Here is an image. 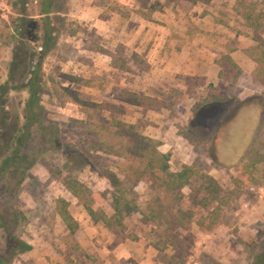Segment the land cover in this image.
Returning a JSON list of instances; mask_svg holds the SVG:
<instances>
[{
	"label": "rangeland",
	"instance_id": "obj_1",
	"mask_svg": "<svg viewBox=\"0 0 264 264\" xmlns=\"http://www.w3.org/2000/svg\"><path fill=\"white\" fill-rule=\"evenodd\" d=\"M136 1L146 17L153 9L173 8L172 42L195 49L188 56L193 64L185 67L186 73L160 79L141 55L133 58L139 65L132 66L130 51H125L120 38L98 35L68 14L67 29L43 63L47 81L43 104L67 141L80 138L88 127L84 123L99 124L98 117L111 125L134 124L160 142L171 171L193 165L195 176L182 189L183 198L169 204L149 183H128L127 196L137 202L140 212L126 218L124 230L112 231L91 220L82 202L65 188L59 160L48 156L31 168L14 200L0 189V207L12 206L24 214L17 233L32 245L10 264H247L257 234L264 235V61H255L264 49V0ZM28 5L37 13L36 1ZM247 16L257 23L249 25ZM15 17L14 0H0V83L6 80L9 26ZM158 17L165 20L167 14ZM80 31L83 35H72ZM103 46L116 56L123 49L124 68L112 61L111 67L95 65L90 49ZM22 98L17 95L16 103ZM242 103L246 106L233 124L245 126L254 118L257 103L261 109L243 155L232 162V152L238 151L247 134L243 130L242 141L235 140L239 126L227 122ZM101 156L118 171L121 159ZM205 176L212 177L219 190L208 207H201L192 195H198L197 201L208 196L202 185ZM77 177L91 192L110 189L109 182L92 169ZM58 198L67 202L73 231L56 210ZM93 206L112 213L109 199ZM157 208L160 217L152 213ZM185 211L192 219L182 215Z\"/></svg>",
	"mask_w": 264,
	"mask_h": 264
},
{
	"label": "trees",
	"instance_id": "obj_2",
	"mask_svg": "<svg viewBox=\"0 0 264 264\" xmlns=\"http://www.w3.org/2000/svg\"><path fill=\"white\" fill-rule=\"evenodd\" d=\"M30 1H36L37 13L29 8ZM14 8L16 17L10 22L8 35L10 59L6 80L0 83V189L4 194L14 200L31 168L53 156L60 162L65 188L82 202L93 222H102L112 231L124 230L126 218L133 212H140L137 202L127 196L130 182L149 183L152 190L163 193L168 204L180 201L182 189L190 185L195 176L194 166L184 165L181 170L171 171L169 155L159 150L160 142L136 130L134 124L111 119L114 121L111 125L109 120L98 117L99 124L90 127L84 123L87 129L77 141L70 142L64 138L59 123L48 117L43 104L47 89L43 63L67 29L71 0H14ZM246 19L249 25H255V19L249 16ZM122 53L123 49L118 56L112 54L113 66L124 68ZM255 61H264V49ZM17 95H23L20 104L15 101ZM262 120L264 123V115ZM107 134L115 141H110ZM101 154L121 159L118 171L108 167ZM85 169L98 172L109 182L110 189L103 192L88 190L77 177ZM202 185L208 196L197 201L198 195H192L193 201L208 207L218 195V184L212 177L205 176ZM106 199L110 200L112 209L109 215L93 206ZM56 210L67 228L73 231V219L66 200L58 198ZM159 210H152L153 215L160 217L157 215ZM182 215L192 219L188 211ZM24 217L12 206L0 207V264H10L32 249V245L17 233L18 224ZM247 264H264L262 233L257 234L249 249Z\"/></svg>",
	"mask_w": 264,
	"mask_h": 264
},
{
	"label": "crops",
	"instance_id": "obj_3",
	"mask_svg": "<svg viewBox=\"0 0 264 264\" xmlns=\"http://www.w3.org/2000/svg\"><path fill=\"white\" fill-rule=\"evenodd\" d=\"M112 4L119 9L112 7ZM124 9L127 10L126 14L121 12ZM172 9L166 7L163 8L165 12H160L156 8L146 17L145 9L136 0H72L69 15L71 19L90 27L98 35L120 38L119 41L124 45L125 51H130L132 66L139 65L136 59L141 55L145 64L152 66L155 73L157 72L156 75L165 80L173 73H186L185 67L193 64L188 56L191 51H195L187 45L179 46L172 42L174 35L173 15L171 17L170 12ZM159 14L163 16L167 14V17L162 20L158 17ZM157 20L164 24L156 23ZM80 32L72 35H83V31ZM182 42L184 41L180 44ZM177 45L180 48L175 47ZM103 47L95 51L90 49L93 53L92 60L96 62L95 65L102 62L111 67L112 49ZM133 58H136L135 61Z\"/></svg>",
	"mask_w": 264,
	"mask_h": 264
},
{
	"label": "water",
	"instance_id": "obj_4",
	"mask_svg": "<svg viewBox=\"0 0 264 264\" xmlns=\"http://www.w3.org/2000/svg\"><path fill=\"white\" fill-rule=\"evenodd\" d=\"M258 103H260V102H258ZM258 103H257V105L255 107V113L256 114H254V118L250 119V120H247V124H245V126L243 125V123H241V125H240V123L239 124L238 123H234L233 124L232 121L235 119V117H237L238 112L242 111V109L245 108L246 103L239 104L232 111L233 114L230 116V119L227 122V125H231V127L233 125H237V124H238L237 126H239V127H236V131L234 132L233 138L235 140H238V141L241 140L242 141V139L244 138V136L242 134L243 130H246V134H247L246 137L243 140V145H241V147L238 148L237 152H234V153L232 152V156H233L232 157V162H236L243 155V152L245 151V148L247 147V145L249 144V142H250V140H251V138L253 136V133H254V131L256 129V126H257L258 114H259L260 109H261L260 104H258ZM215 158H217L216 155H215Z\"/></svg>",
	"mask_w": 264,
	"mask_h": 264
}]
</instances>
